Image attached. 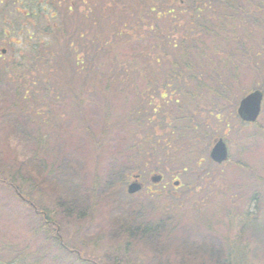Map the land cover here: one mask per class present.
Wrapping results in <instances>:
<instances>
[{
    "label": "rangeland",
    "instance_id": "obj_1",
    "mask_svg": "<svg viewBox=\"0 0 264 264\" xmlns=\"http://www.w3.org/2000/svg\"><path fill=\"white\" fill-rule=\"evenodd\" d=\"M8 10L0 4V49L7 50L0 53V65L7 72L28 46L22 34L8 27L14 17ZM244 14L248 19L241 22L240 32L246 34L245 47L230 46L240 63L228 66L231 72L222 77L235 97L212 112L201 109L205 130L192 159L174 154L159 163L138 160L133 166L123 154L128 133L119 127L120 119L135 106L138 117L156 113L125 87L124 95L112 97L105 115L90 75L91 100L78 111L66 87L49 76L45 80L54 52L29 59L13 73L1 75L0 70V174L23 183L32 203L27 204L32 210L24 209L0 187V264H221L228 253L245 264H264V24L252 12ZM44 23L41 19L39 25ZM132 88L136 96L144 92L142 83ZM256 89L263 93L261 113L256 122L245 123L237 105ZM217 137L229 150V160L219 167L208 161ZM154 172L163 176L159 183L150 180ZM201 172L214 174L215 180H205L199 195L202 188L190 187ZM135 174H140L142 188L130 194L127 186ZM36 204L52 210L49 228L40 226L33 213ZM134 217L167 218L160 242L123 248L119 228Z\"/></svg>",
    "mask_w": 264,
    "mask_h": 264
},
{
    "label": "trees",
    "instance_id": "obj_2",
    "mask_svg": "<svg viewBox=\"0 0 264 264\" xmlns=\"http://www.w3.org/2000/svg\"><path fill=\"white\" fill-rule=\"evenodd\" d=\"M0 4L14 13L8 27L28 43L26 58L13 60L9 72L0 65L1 75L54 52L55 62L45 80L49 82V76L66 87L80 111L91 100L86 83L90 75L92 91L94 87L99 92L105 115H109L112 97L118 92L124 95L125 87L136 93L132 86L142 83L143 94L131 96L146 99V109L156 114L138 117L135 106L119 122L130 140L128 145V139L123 143V154L133 166L138 160L159 163L174 154L192 159L197 138L205 130L201 109L212 112L220 102L235 97L222 77L225 71L231 72L228 66L240 63L230 46L245 47L246 34H241L240 27L248 18L242 16L252 12L256 22L264 24V0H0ZM41 19L46 23L43 26ZM58 45L68 58L66 63L59 59ZM217 114L220 118L222 112ZM208 161L221 166L209 156ZM200 162L198 158L195 163ZM134 168L139 170V166ZM208 179L214 182L215 175L197 173L190 188L198 191ZM22 185L0 174V187L8 190L13 203L32 210ZM34 206L40 226L49 228L54 222L52 210ZM134 218L119 228L123 248L160 242L167 218ZM232 257L228 253L221 264H245Z\"/></svg>",
    "mask_w": 264,
    "mask_h": 264
},
{
    "label": "water",
    "instance_id": "obj_3",
    "mask_svg": "<svg viewBox=\"0 0 264 264\" xmlns=\"http://www.w3.org/2000/svg\"><path fill=\"white\" fill-rule=\"evenodd\" d=\"M2 53L6 52L5 48L1 49ZM263 98V93L260 90H253L247 93L239 101L237 107V114L241 120L246 122H255L261 111V102ZM209 156L212 161L216 163H222L228 159V149L225 141L222 138H216L213 141V145L210 149ZM160 174H154L151 177L153 182H159L161 180ZM174 185H178V181L174 182ZM141 183L138 181V175L134 176V181H132L128 187L127 191L129 193H135L141 188Z\"/></svg>",
    "mask_w": 264,
    "mask_h": 264
}]
</instances>
